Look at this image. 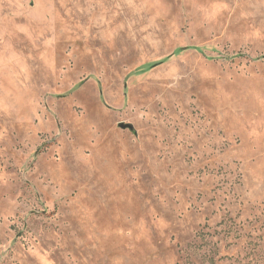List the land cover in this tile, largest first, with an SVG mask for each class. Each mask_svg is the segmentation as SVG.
<instances>
[{"label":"rangeland","instance_id":"rangeland-1","mask_svg":"<svg viewBox=\"0 0 264 264\" xmlns=\"http://www.w3.org/2000/svg\"><path fill=\"white\" fill-rule=\"evenodd\" d=\"M0 264H264V0H0Z\"/></svg>","mask_w":264,"mask_h":264},{"label":"trees","instance_id":"trees-1","mask_svg":"<svg viewBox=\"0 0 264 264\" xmlns=\"http://www.w3.org/2000/svg\"><path fill=\"white\" fill-rule=\"evenodd\" d=\"M189 49H191V50H195V51H200V49H197V48H189ZM180 51H182V49L180 50ZM178 52V50L176 51V53ZM150 68V67H149ZM148 68V69H149Z\"/></svg>","mask_w":264,"mask_h":264},{"label":"water","instance_id":"water-1","mask_svg":"<svg viewBox=\"0 0 264 264\" xmlns=\"http://www.w3.org/2000/svg\"><path fill=\"white\" fill-rule=\"evenodd\" d=\"M121 128L126 129V128H128V126L127 125H121Z\"/></svg>","mask_w":264,"mask_h":264}]
</instances>
